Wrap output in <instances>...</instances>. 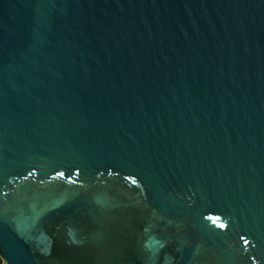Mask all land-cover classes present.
Masks as SVG:
<instances>
[{
  "label": "water",
  "instance_id": "95a60500",
  "mask_svg": "<svg viewBox=\"0 0 264 264\" xmlns=\"http://www.w3.org/2000/svg\"><path fill=\"white\" fill-rule=\"evenodd\" d=\"M4 264H264V0H0Z\"/></svg>",
  "mask_w": 264,
  "mask_h": 264
},
{
  "label": "trees",
  "instance_id": "16d2710c",
  "mask_svg": "<svg viewBox=\"0 0 264 264\" xmlns=\"http://www.w3.org/2000/svg\"><path fill=\"white\" fill-rule=\"evenodd\" d=\"M0 264H4L3 259L0 257Z\"/></svg>",
  "mask_w": 264,
  "mask_h": 264
}]
</instances>
